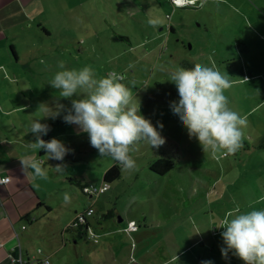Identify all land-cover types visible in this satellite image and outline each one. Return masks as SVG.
Segmentation results:
<instances>
[{
  "label": "rangeland",
  "instance_id": "obj_1",
  "mask_svg": "<svg viewBox=\"0 0 264 264\" xmlns=\"http://www.w3.org/2000/svg\"><path fill=\"white\" fill-rule=\"evenodd\" d=\"M28 9L36 18L26 30L27 37L20 36L18 62L3 69L15 80L1 82L0 105L9 93L17 105H26L24 112L17 113L20 120L16 124L23 132L40 118L50 126L46 141L55 137L74 150L63 161L50 159L64 166L52 183L54 203L56 196L67 194L83 208L85 194L66 177H80L82 185L98 187L103 184L102 174L116 164L91 146L88 134L80 132L78 125L63 120L78 97H59V90L49 84L62 70L59 62L68 69L91 66L98 78L118 72L140 100L141 114L158 128L165 143L159 148L145 141L136 145L131 153L136 168H120V177L94 198L89 226L95 231L89 230L98 233L100 225L119 227L133 216L136 227L143 229L135 239L131 235L137 244L136 258L148 249L149 258L144 260L151 264H201L206 260L244 264L231 251L227 259L222 256L225 229L215 226L237 207L241 213L264 209V147L259 148L264 135V0H207L203 7L197 0L195 6L186 3L181 8L169 0H37ZM149 19L159 24L154 27ZM185 62L215 64L229 75L232 87L225 91L229 106L248 121L243 147L236 153L219 159L204 153L170 108L179 95L168 80L176 68H189ZM60 105L59 116L43 117L46 109L55 111ZM162 156L171 158L173 166L160 175L149 164ZM106 205L123 221L118 223L116 215L101 219ZM72 229L76 231L74 226L67 229L65 238H71ZM60 230L53 232L55 238ZM75 238L77 253L89 258L107 241H114L112 249L118 251L124 239L121 234H98L96 242L93 236ZM108 256L106 249L102 257ZM72 263L70 259L65 264ZM40 264H49L48 257H42Z\"/></svg>",
  "mask_w": 264,
  "mask_h": 264
},
{
  "label": "clouds",
  "instance_id": "obj_2",
  "mask_svg": "<svg viewBox=\"0 0 264 264\" xmlns=\"http://www.w3.org/2000/svg\"><path fill=\"white\" fill-rule=\"evenodd\" d=\"M185 2L193 6L197 4V0ZM206 3L207 0H199L200 7ZM148 22L154 27L159 24L156 19H149ZM58 67L62 70L54 75L49 84L59 90V97L71 98L74 94L78 97L72 100L63 120L78 125L80 132L87 133L91 146L101 156H110L122 170L131 171L136 168L131 153L137 150L139 142L145 141L156 148L165 143L158 128L141 114V102L124 83V75L113 71L98 78L91 66L68 69L63 61ZM168 81L175 84L179 95L178 101L170 103V108L179 116L189 138L198 140L204 153L219 159L243 147V130L248 121L246 116L229 106L225 91L232 87V81L228 74L221 73L215 64L195 63L191 68H176ZM62 109L63 105L55 111L46 109L47 114L43 117L55 118ZM159 128H163L162 123H159ZM49 130L50 126L41 123L40 118L33 122L28 132L35 136V140L30 142L29 147L34 151L43 149L47 160L63 161L74 150L55 137L48 141L42 139ZM21 163L24 172L29 168L33 170L34 178L48 179L44 161L31 158L21 159ZM55 169L64 171V166L57 164ZM68 199L66 194L65 201ZM215 227L225 229L221 233L226 245L221 248V254L225 259L231 251L244 264H264V209L241 213L237 207ZM201 264L213 262L206 260Z\"/></svg>",
  "mask_w": 264,
  "mask_h": 264
},
{
  "label": "crops",
  "instance_id": "obj_3",
  "mask_svg": "<svg viewBox=\"0 0 264 264\" xmlns=\"http://www.w3.org/2000/svg\"><path fill=\"white\" fill-rule=\"evenodd\" d=\"M35 1L37 0H0L1 89H3L1 82L15 80L14 78H8L7 72L4 73L3 69L7 67L8 63L18 62V47L23 42L20 36L27 37L26 30L32 26L31 23L36 18V14H32L28 9ZM27 24L30 25L27 26ZM7 94L4 105H0V175L9 178L8 183L0 184V264H19L18 260L22 264H37L33 260H38L44 256L48 257L49 264H65L70 259L73 262L72 264H151L150 261L144 260L145 257L149 258L150 251L148 249L143 250L142 257L136 258L135 256L137 244L131 241V235L135 239L136 234L143 229H138L136 225L134 230L127 228L126 224L130 221L136 224L134 218L137 217L133 216L129 217L126 223L119 227L104 228L100 225L99 228L102 227V230H99L98 233L93 232L94 237L98 234L103 237H108L110 234H121L124 239L118 251L112 249L114 241H107L105 245L99 247L100 251L94 254L93 258H89L88 254L84 256L81 251L77 253V250H75L77 231L72 229L74 232H71V238H65L66 227L74 222L77 214L86 211L88 208L92 209L94 198L103 193L97 195L84 193L86 200L84 199L83 208L81 209L79 208L81 205H77L74 198L71 200L69 196L67 202L65 197L56 196L57 202L54 203V199L50 196L54 188L52 183L60 171L55 169L56 165L50 159L47 160L43 149L34 151L29 147L30 142L35 140V136L31 132H23L20 126L16 124L17 120L18 122L20 120L17 113L24 112L26 105H23V103L17 105L16 98H11L9 93ZM0 95H2L1 91ZM15 117L17 118L15 119ZM48 138L49 135L42 136L45 141ZM31 158L45 162L43 167L48 170L47 180L34 178L33 170L30 168L26 169L25 172L23 171L21 159ZM62 178L65 177L62 175ZM66 178L70 184H75L74 181H77L79 186L82 185L80 177L79 180L70 175ZM85 202H87V206ZM104 209L105 211L101 213V219L103 218V220H110L118 214L117 211H110L108 205ZM55 211H57V216L54 214ZM94 212V209H92L91 214H84L85 227L83 226L79 230L80 233L82 232V236L86 235L83 229H92L89 223ZM63 214L65 217L61 218ZM58 215H60V218ZM116 217L118 223L123 221V218L119 215H116ZM22 226H25V228L22 229ZM59 227H61L59 237L55 238L53 232ZM38 249L41 252L37 253ZM106 249L109 250L110 256L103 259V251ZM61 251L63 252L61 253ZM35 253H37L36 256ZM65 256L68 257V260L64 258Z\"/></svg>",
  "mask_w": 264,
  "mask_h": 264
},
{
  "label": "trees",
  "instance_id": "obj_4",
  "mask_svg": "<svg viewBox=\"0 0 264 264\" xmlns=\"http://www.w3.org/2000/svg\"><path fill=\"white\" fill-rule=\"evenodd\" d=\"M169 2L171 3V1L169 0ZM172 4V3H171ZM182 7V6H181ZM181 7H178V8H181ZM172 29V28H171ZM184 64H186L189 68L193 67L194 64H187V62H185ZM264 147V135L262 136L261 140H260V143H259V148H263ZM177 150H175V153H176ZM171 158H168L167 157H160L158 159H155L152 163L150 162L149 164V167L150 169L157 173V174H164L166 172H169L171 169H172V162H171ZM121 175L120 173V167L117 165V164H113L111 165L105 172L104 174H102V182L103 184H106L108 185L107 183H110L112 182L113 180L119 178ZM75 184L79 185V183L77 181H74ZM81 186V185H80ZM85 227V222H83L82 224H76V231H77V236L78 237H81L82 236V232L80 233L79 230L82 228V227ZM23 227V226H22ZM25 228V226H24ZM69 228H72V226L70 225L69 227L67 226L66 227V230L69 229ZM23 229V228H22ZM85 237H87V239H92L90 238L89 236L85 235ZM94 242V241H93ZM40 250V249H39ZM41 252V250H40ZM38 253V252H37ZM42 258V257H41ZM40 259L38 260H33V262H37V264H40Z\"/></svg>",
  "mask_w": 264,
  "mask_h": 264
},
{
  "label": "built area",
  "instance_id": "obj_5",
  "mask_svg": "<svg viewBox=\"0 0 264 264\" xmlns=\"http://www.w3.org/2000/svg\"><path fill=\"white\" fill-rule=\"evenodd\" d=\"M170 1L173 4V6H175V7H181L184 4H186L185 0H170ZM0 181H7L6 183H8L9 178L5 175H0ZM0 184H4V183H0ZM107 189H108V185H106V184H102L98 187H95L93 185L86 186L85 184L81 185V191L85 194H90V195H97L100 193H104V191H106ZM91 213H92V209L88 208L86 211H83L82 213L77 214L74 222L71 223V226L76 227V224H78V223L82 224L83 222H85L84 214L89 215ZM126 226H127V228H132L133 230L135 229V223L133 221L128 222V224H126ZM22 228H24V226ZM86 235L89 236L90 238H92V236H93V241L95 242L93 232L87 228H86ZM37 252L39 253L40 250L38 249ZM45 260L46 259H44L42 262L45 263L46 262ZM18 261H19V264H22V262L20 260H18Z\"/></svg>",
  "mask_w": 264,
  "mask_h": 264
},
{
  "label": "water",
  "instance_id": "obj_6",
  "mask_svg": "<svg viewBox=\"0 0 264 264\" xmlns=\"http://www.w3.org/2000/svg\"><path fill=\"white\" fill-rule=\"evenodd\" d=\"M84 230V232L86 233V228L85 229H83Z\"/></svg>",
  "mask_w": 264,
  "mask_h": 264
}]
</instances>
